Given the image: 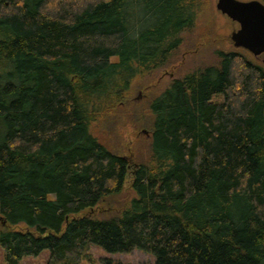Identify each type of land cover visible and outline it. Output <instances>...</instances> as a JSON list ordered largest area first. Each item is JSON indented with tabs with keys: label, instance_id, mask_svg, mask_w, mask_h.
Masks as SVG:
<instances>
[{
	"label": "trees",
	"instance_id": "obj_1",
	"mask_svg": "<svg viewBox=\"0 0 264 264\" xmlns=\"http://www.w3.org/2000/svg\"><path fill=\"white\" fill-rule=\"evenodd\" d=\"M197 6L0 0L2 264L43 251L45 264H96L93 244L155 264H264L263 64L219 51L217 65L174 79L144 114L149 162L130 164L91 133L163 65ZM128 177L136 196L120 215L83 213Z\"/></svg>",
	"mask_w": 264,
	"mask_h": 264
},
{
	"label": "rangeland",
	"instance_id": "obj_2",
	"mask_svg": "<svg viewBox=\"0 0 264 264\" xmlns=\"http://www.w3.org/2000/svg\"><path fill=\"white\" fill-rule=\"evenodd\" d=\"M216 2L217 0H198L194 24L179 34L178 46L170 51L163 65L149 67L139 74L133 81L126 104L110 110L106 120L102 119L91 125V133L110 150L129 157L130 164L139 165L150 161V123L144 114L149 112L151 99L163 92L174 79L210 65H217L219 51H238L262 64L263 56L256 58L233 45L230 36L239 25L218 11ZM129 177L119 193L103 198L95 207L83 213L100 219L120 215L136 196ZM89 254L96 264L106 257L115 262L129 264H155L151 254L138 249L125 253H107L93 244L89 247ZM48 256L47 251L35 257L26 256L21 264H45ZM3 259L4 252L0 247V264ZM81 263L89 264L86 260Z\"/></svg>",
	"mask_w": 264,
	"mask_h": 264
},
{
	"label": "water",
	"instance_id": "obj_3",
	"mask_svg": "<svg viewBox=\"0 0 264 264\" xmlns=\"http://www.w3.org/2000/svg\"><path fill=\"white\" fill-rule=\"evenodd\" d=\"M216 9L239 25L230 36L233 45L254 57L263 55L264 64V3L260 0H217Z\"/></svg>",
	"mask_w": 264,
	"mask_h": 264
},
{
	"label": "flooded vegetation",
	"instance_id": "obj_4",
	"mask_svg": "<svg viewBox=\"0 0 264 264\" xmlns=\"http://www.w3.org/2000/svg\"><path fill=\"white\" fill-rule=\"evenodd\" d=\"M263 56V55H262ZM256 58H261V56H258V57H256ZM263 58V57H262Z\"/></svg>",
	"mask_w": 264,
	"mask_h": 264
}]
</instances>
